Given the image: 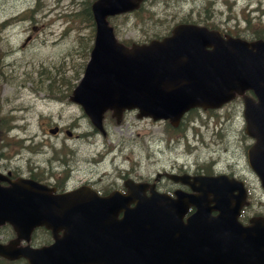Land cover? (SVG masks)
<instances>
[{"label":"water","instance_id":"water-1","mask_svg":"<svg viewBox=\"0 0 264 264\" xmlns=\"http://www.w3.org/2000/svg\"><path fill=\"white\" fill-rule=\"evenodd\" d=\"M139 1L92 3L94 42L69 99L80 103L103 131L106 109L117 120L123 109L136 107L138 116L177 124L190 107H217L235 92L251 89L256 98L243 95L245 129L256 139L248 157L264 186V40L222 36L185 22L175 24L168 36L128 47L116 39L106 15L132 9ZM211 180L199 195L176 197L156 192L146 197L80 191L57 195L32 181H16L0 187V224L8 221L17 232L15 240L0 243V254L23 255L29 264L47 259L52 264H264V216L242 225L237 220L240 203H230L231 187L211 185ZM208 192L214 195L216 214L206 200ZM130 201L135 205L130 207ZM110 202L117 212L110 211ZM189 204L196 210L183 219ZM41 224L52 229L53 243L14 247Z\"/></svg>","mask_w":264,"mask_h":264},{"label":"rangeland","instance_id":"rangeland-1","mask_svg":"<svg viewBox=\"0 0 264 264\" xmlns=\"http://www.w3.org/2000/svg\"><path fill=\"white\" fill-rule=\"evenodd\" d=\"M90 2L0 0V140L9 142L6 150H13L10 145L18 139L25 145L33 142L43 147L49 146L48 142H54V147L59 145L55 142L66 141L78 151L93 149L94 143L87 141L97 142L99 148L111 144L119 168L134 163L136 169L148 175L169 170L173 161L193 166L200 158L209 161L216 157L218 168L231 160L245 166L244 149L250 139L242 129L240 97L219 109L190 112L184 119L185 128L179 132H172L160 121L137 118L134 111H128L120 123L107 116L105 136L93 133L81 107L64 95L78 81L88 58V46L92 44L93 24L84 10ZM261 6L263 9L264 4ZM255 8V0H146L137 12L114 16L109 21L119 39L131 41L164 34L181 20L208 21L224 32L248 37L245 14L253 27L264 23V15L257 16L252 11ZM32 26L36 28L32 30ZM28 34L32 37L23 44ZM46 74L55 75L59 88L45 90L42 77ZM54 124L84 134L50 135L48 127ZM22 151L26 152L25 148ZM246 174L252 200L264 207L262 188L248 168Z\"/></svg>","mask_w":264,"mask_h":264},{"label":"flooded vegetation","instance_id":"flooded-vegetation-1","mask_svg":"<svg viewBox=\"0 0 264 264\" xmlns=\"http://www.w3.org/2000/svg\"><path fill=\"white\" fill-rule=\"evenodd\" d=\"M62 129L59 127L55 134L61 133ZM73 135L79 136V134ZM52 143L54 142H48L49 146L43 147L42 145L36 146L33 142L26 145L22 142L9 151L6 150L7 147L4 146V143L0 142V172L4 177V179H0V185L8 186L10 180L26 178L45 184L56 193L83 186L95 190L100 195H106L113 190L126 191L124 179L129 178L134 182L153 183L156 189L171 194L177 188L184 191L191 190L188 184L174 182L163 175L158 178H146L137 172L135 166L129 165L126 169L119 168L111 144L99 148L95 144L97 142L87 141L85 143H94L93 149L78 151L66 141L55 142L59 145L54 147ZM24 148L26 152L22 151ZM226 165L228 166L220 169L213 168L212 171L208 170L206 173L223 172L228 176L242 180L247 188L248 181L243 173L244 168L239 167L235 161L228 162ZM170 170L175 173L187 172L192 176L205 172V169L198 164L192 169L176 168L174 162H171ZM148 190L149 188L145 189V193H148ZM233 193H236V190ZM247 194H249L248 188ZM248 206H245L241 212L242 219L247 214ZM1 237L6 238L5 235H1ZM31 239L34 246L48 243L51 239V232L44 227H38L33 231Z\"/></svg>","mask_w":264,"mask_h":264},{"label":"bare ground","instance_id":"bare-ground-1","mask_svg":"<svg viewBox=\"0 0 264 264\" xmlns=\"http://www.w3.org/2000/svg\"><path fill=\"white\" fill-rule=\"evenodd\" d=\"M52 78H54V85H52V86H54V87H50V86H48V83H49V81H52ZM42 80H43V81H46V83H45V90H46L47 92H52V91H54V89H55L56 87L59 88V85H58V83H57V79H56V77H55L54 74H46L45 76L42 77ZM5 93H6V92H5Z\"/></svg>","mask_w":264,"mask_h":264},{"label":"trees","instance_id":"trees-1","mask_svg":"<svg viewBox=\"0 0 264 264\" xmlns=\"http://www.w3.org/2000/svg\"><path fill=\"white\" fill-rule=\"evenodd\" d=\"M52 85H54V78H52V81H49V83H48V86H50V87H54V86H52Z\"/></svg>","mask_w":264,"mask_h":264}]
</instances>
